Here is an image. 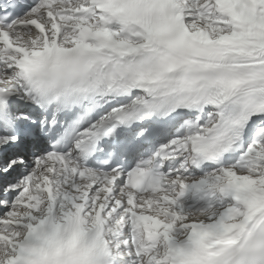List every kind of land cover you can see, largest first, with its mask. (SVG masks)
<instances>
[{
  "label": "snow or ice",
  "instance_id": "1",
  "mask_svg": "<svg viewBox=\"0 0 264 264\" xmlns=\"http://www.w3.org/2000/svg\"><path fill=\"white\" fill-rule=\"evenodd\" d=\"M0 264H264V0H0Z\"/></svg>",
  "mask_w": 264,
  "mask_h": 264
}]
</instances>
